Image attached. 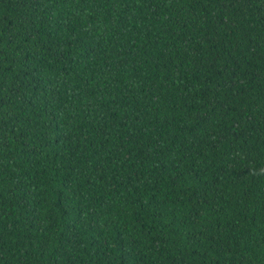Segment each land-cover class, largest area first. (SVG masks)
Returning <instances> with one entry per match:
<instances>
[{
    "label": "trees",
    "instance_id": "trees-1",
    "mask_svg": "<svg viewBox=\"0 0 264 264\" xmlns=\"http://www.w3.org/2000/svg\"><path fill=\"white\" fill-rule=\"evenodd\" d=\"M0 264H264V0H0Z\"/></svg>",
    "mask_w": 264,
    "mask_h": 264
}]
</instances>
